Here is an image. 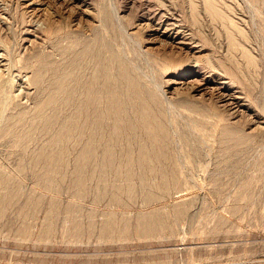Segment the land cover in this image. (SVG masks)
Segmentation results:
<instances>
[{
  "label": "rangeland",
  "instance_id": "rangeland-1",
  "mask_svg": "<svg viewBox=\"0 0 264 264\" xmlns=\"http://www.w3.org/2000/svg\"><path fill=\"white\" fill-rule=\"evenodd\" d=\"M158 7L174 26L156 29ZM102 37L115 57L73 65ZM36 69L41 91L65 72L76 86L59 123L71 120L87 81L118 88L126 127L112 139L105 113L98 138L116 160L129 150L131 163L79 173L71 134L50 177L38 158L60 148L55 133L20 147L0 135L9 182L0 186V264H264V0H0V122L33 108ZM123 74L162 124L169 158L136 162L146 137ZM145 216L162 222L138 231Z\"/></svg>",
  "mask_w": 264,
  "mask_h": 264
},
{
  "label": "bare ground",
  "instance_id": "bare-ground-1",
  "mask_svg": "<svg viewBox=\"0 0 264 264\" xmlns=\"http://www.w3.org/2000/svg\"><path fill=\"white\" fill-rule=\"evenodd\" d=\"M207 8L213 11L211 4L207 3ZM162 16L163 10L161 7L156 8V10L150 14V19L157 24L156 29L160 30L163 26L166 30L167 28L174 26L171 22L173 19L169 16L162 18ZM92 54L99 58L104 55H106V57L109 55V58L115 57L114 51L104 43L102 37V39L98 40L97 48L89 46L88 49L83 48L80 52L76 53L74 55L73 65L76 66L77 64L82 63L85 56ZM103 77L107 82L111 80V73L107 68L103 71ZM66 78V72L64 77L55 76L50 82L49 89L44 92V90L41 91L42 86L44 85L43 71L41 69H36L30 78H28L29 84L33 88V92L35 91L34 93L38 95V97L35 98V103H33V108L29 111L20 110L15 112L14 110L15 113L8 115L2 122H0V135L2 137L13 138V144L20 147L24 145L26 141L32 139L35 134L49 132L55 133L51 142L60 145V148L57 151H48L44 148L41 149V152L39 153L38 160L44 163L47 167L45 170L46 174L43 175L50 176L52 172L58 170V165L61 163V152L63 150L62 143L70 138L69 136L71 134H75V136H77L76 139H78L77 144L79 150L75 158V167L79 173H81L82 169L84 170V168L95 163L96 166L101 168L111 167L115 165L116 162L120 161H124L130 165L131 156L129 150L120 152L119 159L116 160L110 141L107 139V141L103 142V137L101 139L98 138L99 131L97 128L100 126L98 120L101 119L105 113L109 114L114 120L113 131L115 134L112 139L118 138L123 134L122 131L126 126L119 123L121 114L124 110V104L122 105L119 101V89H116L109 84H103L102 87L97 90L93 86V80L87 81V85L81 93L82 95L78 102L77 111H75V114L67 124L59 123V111L61 105L62 103H69L72 100L74 90L76 89V86L74 89L71 84L69 85V81H67ZM123 78L126 80L129 87L127 92L134 96L137 101L136 106L140 114L139 126L144 130L146 137L144 142L139 144L136 162L142 166H147L151 159V155L155 159H166L168 155L164 148L166 145L164 146L163 144L166 135L162 124L157 120V117L149 114L150 108L147 102H145L140 96L137 88L133 86V89H130L131 84L136 83L135 79L125 74H123ZM75 80L76 78L70 81ZM101 100L106 102L103 111L100 106ZM20 105L19 102L16 106L20 107ZM225 134L231 138L238 135L232 128H227ZM238 136L239 137L236 138L237 141H242L244 139L243 135ZM99 150H102L100 151V154H98ZM48 179L50 178L48 177ZM8 183L6 175L4 172L0 171V186H7ZM80 183L81 180L78 179L77 185L79 186ZM161 222V219L156 216H145V219H137L136 227L138 231L148 232L157 227V224H161ZM74 227H78V224H74ZM108 227H112V223L105 226L106 229H108ZM122 227L124 230L125 221L122 222Z\"/></svg>",
  "mask_w": 264,
  "mask_h": 264
}]
</instances>
